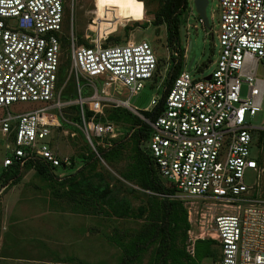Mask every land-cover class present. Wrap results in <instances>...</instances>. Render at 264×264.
<instances>
[{
  "label": "built area",
  "instance_id": "2783aa9c",
  "mask_svg": "<svg viewBox=\"0 0 264 264\" xmlns=\"http://www.w3.org/2000/svg\"><path fill=\"white\" fill-rule=\"evenodd\" d=\"M217 1L218 49L209 62L210 73L192 77L185 60L166 92L163 88L161 97L153 98L141 111L130 105L128 97L137 94L147 80L162 76L149 42L108 44L111 22L105 20L106 25L100 24L97 31L95 17L90 26L95 30L81 37L85 45L73 34L72 17L71 28L66 30L70 24L66 9L72 8L69 0H0V110L6 111L0 116L4 152L0 173L13 164L21 169L36 160L51 170L69 167L71 158L61 156L52 144L53 132L62 125V109L68 106H78L77 127L93 156L102 158L97 146L103 148L104 141L122 130L96 116L102 114L104 105L120 102L149 126L148 151L158 175L176 189L171 197L212 199L231 209L211 219L220 248L215 264H264L260 184L264 169L258 157L251 155L254 135L264 127L247 120L261 109L264 95V79L257 75L264 61V0ZM198 21L203 25L201 18ZM66 43L68 72L76 85V97L70 100L63 98L59 80ZM186 53L187 45L184 59ZM172 55L177 57L178 52L173 50ZM79 77L89 85L88 96H82ZM242 83L247 84L244 97ZM116 88L122 96L127 90L129 96L118 98ZM25 101L43 105L9 112L12 103ZM159 104L160 110L144 117L143 112Z\"/></svg>",
  "mask_w": 264,
  "mask_h": 264
},
{
  "label": "rangeland",
  "instance_id": "374dc122",
  "mask_svg": "<svg viewBox=\"0 0 264 264\" xmlns=\"http://www.w3.org/2000/svg\"><path fill=\"white\" fill-rule=\"evenodd\" d=\"M188 1L189 7L180 15L178 41L184 49L191 41L184 61L192 60L190 74L198 78L210 73L209 62L214 60L218 49V1L208 0L205 8L208 26L200 24ZM71 3L72 8L66 9L67 18L70 23L72 17V31L78 42L90 29L98 31L100 24L104 27L106 20L111 22L107 26L112 27L108 36L119 38L106 43L145 40L151 44L162 76L147 80L135 95L129 96L124 90L122 96L119 88L115 89V95L123 99L129 96L130 105L141 111L148 108L153 98L159 99L171 66L170 58L174 57L165 24L154 23V13L163 1L69 0ZM92 19H95V28L90 27ZM70 28L71 23L66 26L67 32ZM60 64L64 72L63 98L70 100L76 97V85L68 72L67 43ZM262 66L264 61L259 64L257 75L264 79ZM79 85L82 96H88L86 79L79 77ZM246 93L247 84L242 83L241 96ZM42 105L16 102L8 110L16 114ZM83 106L86 108L87 104ZM5 114V110H0V116ZM76 115L77 111L63 108L62 125L53 132L52 138L54 150L71 158L69 167L55 168L51 176L43 177L33 168L23 166L16 184L2 186L0 183V264H156L161 250L160 236L155 240L150 238L154 226L161 222L163 208L157 213L155 210L163 199L174 203L169 230L171 249L165 264H215L220 248L216 237L210 236L214 233L211 219L231 209L212 199H190L179 194L171 197L141 188L137 184L139 155L148 151V146L146 138L136 143L134 134L142 128L143 121L120 102L104 105L102 114L96 116L112 122L122 132L104 141L103 148L97 146L102 154L110 152V156L109 162L97 157L94 166L90 161V145L77 127ZM143 115L146 117L147 113ZM247 120L258 128L264 127V95L261 109ZM259 132L255 133L251 155L258 157L264 169V138L259 137ZM3 155L0 143V160ZM260 184L264 194V170ZM205 241L211 243L203 244Z\"/></svg>",
  "mask_w": 264,
  "mask_h": 264
},
{
  "label": "trees",
  "instance_id": "16d2710c",
  "mask_svg": "<svg viewBox=\"0 0 264 264\" xmlns=\"http://www.w3.org/2000/svg\"><path fill=\"white\" fill-rule=\"evenodd\" d=\"M163 4L160 7V9L154 13V23L161 24L164 23L166 26L167 31V39L168 44L170 47H172V50H176L178 52L177 57H171V66L168 70L166 81L164 83V93L166 90L170 87L173 78L178 75V73L184 68V48H181L179 45V25H180V15L183 12V10L187 9L190 5L188 0H162ZM110 39H114L118 41L119 38L117 37H110ZM78 43H83L85 45H88V43L84 39H79ZM64 75L63 67H60V74H59V80L62 81V77ZM155 80V79H154ZM164 96V94H163ZM160 104H162V99L160 101ZM156 108L157 110H160L161 105ZM72 110L76 111L78 109V106H70L69 108H66V110ZM155 111L154 109L151 112H146L147 117L151 116V114ZM89 113V112H87ZM129 114V113H128ZM89 115V114H87ZM131 117H133V120L135 122L138 121V119L129 114ZM75 119L79 120V116L76 115L74 117ZM137 120V121H136ZM142 128L137 129L135 131L134 136L136 137V143H139L141 140L146 138V141L150 134V128L147 124L142 123ZM259 137L264 138V131L259 130ZM258 132V131H257ZM256 132V133H257ZM255 136V135H254ZM110 153V152H109ZM109 153H103L100 152L102 158L109 162ZM140 160V166H139V179H138V185L143 189H148L149 191L155 192L157 194L161 195H174L176 193V189L172 186H170L166 181L161 178L158 175V170L155 166L154 160L152 156L150 155L149 151H146L145 153H141L139 155ZM90 161H92V164L95 166L97 165L96 158L92 155H90ZM24 167L33 168L37 174L40 176L46 177L51 176V170L47 166H45L41 161H28L25 163ZM20 168L13 164L9 166L7 169L2 170L0 173V183L1 185H8L10 184L13 186L20 180ZM174 203L172 200L169 199H163L158 204L156 208V213L159 209L163 208V216L161 219V222L159 225H155L153 228V233L150 239L155 240L158 236H160V253L158 255L157 263L156 264H165L167 256L169 254V251L171 249L170 247V219H171V212L173 211ZM155 213V215H156ZM210 244L211 241H205L203 244Z\"/></svg>",
  "mask_w": 264,
  "mask_h": 264
},
{
  "label": "water",
  "instance_id": "95a60500",
  "mask_svg": "<svg viewBox=\"0 0 264 264\" xmlns=\"http://www.w3.org/2000/svg\"><path fill=\"white\" fill-rule=\"evenodd\" d=\"M190 2L194 7V10L197 14V17L202 19L204 26H208V19H207L206 14H205V8L208 4V0H190ZM211 38H212V34H211ZM190 48H191V41H188L187 52H189ZM191 62H192V60L190 62H188V68L191 66ZM205 78L209 79L210 76L207 75V76H205ZM156 108H157V106L154 108V110Z\"/></svg>",
  "mask_w": 264,
  "mask_h": 264
},
{
  "label": "bare ground",
  "instance_id": "6f19581e",
  "mask_svg": "<svg viewBox=\"0 0 264 264\" xmlns=\"http://www.w3.org/2000/svg\"><path fill=\"white\" fill-rule=\"evenodd\" d=\"M201 236H202V234H201ZM210 236H212V237H216V235H215V232L213 233H210Z\"/></svg>",
  "mask_w": 264,
  "mask_h": 264
}]
</instances>
